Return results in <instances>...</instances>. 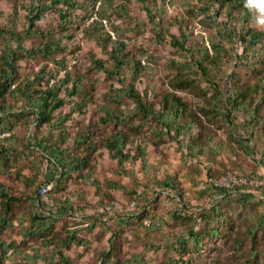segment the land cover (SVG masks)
<instances>
[{
	"label": "trees",
	"instance_id": "obj_1",
	"mask_svg": "<svg viewBox=\"0 0 264 264\" xmlns=\"http://www.w3.org/2000/svg\"><path fill=\"white\" fill-rule=\"evenodd\" d=\"M34 0L28 4V15L22 30H17L16 23L0 26V174L13 177L21 182L19 189L0 180V264L6 259L9 264H66L67 258L62 250L57 249L56 257L47 259L40 250L32 253L21 249L15 242H8L2 234L13 226V205L22 200L31 204L28 213V225L25 234L47 239L48 244L54 242L62 248H70L81 243L76 229H63L62 234H54L58 214H47L43 211L45 204L41 200L39 187L41 178L52 183L47 196L53 200L56 208L67 211L75 220L83 218L88 201L84 190L80 187L90 184L94 187L101 201L100 207H108L101 211L94 208L99 223L107 220L114 211V200L111 190H123L122 186L111 179H104L105 185L97 177L103 152L116 161L118 174L134 176L133 165L139 159L142 167L147 164L148 142L137 137L131 143L128 131L117 128L124 123L129 112L120 107H111L107 103L97 104L98 116L95 119L80 122L72 119V114H82L93 100V94L87 87V79L68 63L66 50L72 39L70 26L74 24V16L81 11L90 18L83 27L82 35L93 41L106 54L107 58L97 57L91 53L88 58L93 67L101 70L106 76L116 78L120 87L113 97L129 99L134 103V110L143 121L140 125L155 123L160 136L167 135L179 140L187 139L191 153L197 154L200 147L206 154L207 144L214 142L210 150L221 152L223 145L215 141L210 131L204 133L201 140L191 141L193 130L197 128L199 117L192 107L176 93L165 94L156 101L147 96V89L141 94L136 86L138 75L149 69L144 62L145 51H130L128 44L106 29L107 23L112 30L118 32L112 22V16H128V8L123 0ZM150 23H156L165 9L151 4L148 0H140ZM163 1L165 4L166 0ZM198 8L199 14L213 23L218 16L219 36L209 37V42L201 40L191 43L192 30L179 27L177 34H171L169 43L183 54L182 60H173L179 80L177 86L186 84V74L200 76L211 89L209 96L203 97L202 106L208 113V120L220 121L227 125L237 142L240 141L242 152H248L245 144L262 141L260 144L261 160L264 161V29L257 28L251 21L255 8L245 7L244 0H190ZM160 10L162 12H160ZM46 11L56 18V25L47 30L36 28ZM179 23L182 21L179 20ZM180 26V25H179ZM38 34V42L26 48L21 44L25 36ZM161 37L164 35L160 34ZM224 38H236L240 50L231 53L225 47ZM22 55L41 56L42 63L36 69L19 74L18 60ZM231 58L232 64L226 71V60ZM74 68V69H73ZM114 99V100H115ZM68 104V111L62 107ZM73 120V121H71ZM111 126L109 132H103L101 126ZM7 132V135L2 133ZM243 139V140H241ZM180 141V140H179ZM209 144V145H210ZM206 145V146H205ZM219 149V150H217ZM219 175L207 174L205 178ZM242 175H259L256 172ZM156 183L159 192L174 193L177 199L183 198L180 186L169 173ZM71 187L64 196L58 197L57 191ZM108 189V190H106ZM244 188L222 189L206 181L203 193H222L224 195L238 192L246 197L255 195ZM136 192V191H134ZM145 195V193H144ZM258 197V196H256ZM73 199L79 202L73 206ZM258 199L264 200L263 197ZM134 202V209L136 202ZM131 202V203H132ZM83 210V211H82ZM119 210L117 220L125 222L126 215L132 211ZM117 212V210H115ZM123 215V217H122ZM202 221L207 215L202 214ZM24 218H19L23 223ZM153 223L151 222L150 225ZM208 232H198L189 226L184 235L176 239L178 247L185 246V235L197 250L204 246V239L220 233L217 224L206 222ZM156 228L152 226L150 229ZM47 245V244H46ZM257 255V249L252 247ZM138 255H132L124 264H136Z\"/></svg>",
	"mask_w": 264,
	"mask_h": 264
},
{
	"label": "rangeland",
	"instance_id": "obj_2",
	"mask_svg": "<svg viewBox=\"0 0 264 264\" xmlns=\"http://www.w3.org/2000/svg\"><path fill=\"white\" fill-rule=\"evenodd\" d=\"M31 1L34 0H0V26L10 25L14 21L17 30H22L28 15L27 5ZM148 1L155 3L157 7L161 6V10L165 9L163 12L160 10L163 15L158 22H149L140 0H123L128 8V16H112L117 33L108 23L106 29L112 31V37L122 38L130 51H145L143 59L150 68L137 77L136 86L139 92L144 94L147 89V96L151 101L159 100L170 93L183 97L188 107H192L200 119L197 128L193 130L192 138L189 139L192 142L202 140L204 133L210 131L215 141H220L225 150L212 152L209 147L214 142H211L210 145L207 144L206 154L200 151V147L196 156L197 154L191 153L192 148L187 144V139L179 138V141L171 136H160L155 123L140 127L143 118L134 110V103L129 99L113 97L120 83L116 78L106 76L91 65L88 58L91 53L102 58L107 56L97 44L83 37L82 27L90 18L77 11L74 24L70 26L72 39L68 41L70 45L66 54L69 65L86 77L93 100L82 114L74 113L71 117L73 120L86 122L98 116L97 104L107 103L116 108L120 103V107L129 112V117L117 128L129 132L131 143L138 136L148 142L147 164L142 167L139 159H136L133 165L134 176H121L118 174L116 161L107 151L103 152L97 177L104 185L106 178L118 182L123 188L111 190L115 205L111 216L107 215V220L102 224L98 222L94 208L101 206V199L90 184L80 187L88 201L87 208L82 212V219L75 220L69 210L62 211L58 208L59 219L53 233L62 234L63 229H76L82 240L80 244L75 243L66 249L56 244L57 242L48 244L47 239L26 235L29 209L34 203L33 201L31 204L28 200L13 205V226L2 234V238L15 242L28 253L40 250L47 259L56 257L57 249L60 248L67 258L66 264H124L132 255H138L136 264H264V200L256 196L246 197L238 192L226 195L212 191L203 193L198 188V183L207 174L219 175L231 169L239 173L263 174L264 161L262 162L260 154L263 140L245 144L248 152H242L240 141L237 142L227 125L220 121L211 123L208 120V113L202 112V102L204 96L211 94V89L200 76L189 73L186 74V84L177 86L180 77L176 76L173 60H182L183 54L169 43L170 35L177 34L179 27L192 30V38L195 40L191 43L196 44L200 39L208 43L210 36H219L218 21L224 20V16H218L217 23H213L199 14L196 4L192 2L187 5L190 0H166L165 4L160 0ZM257 15L255 10L251 23L264 29V25L256 23ZM179 20L182 22L179 23ZM55 25L56 18L49 11L36 22V28L43 30L51 29ZM160 34L164 36L161 37ZM38 38V34L25 36L21 44L26 48L32 47L38 42ZM224 44L228 52L233 54L240 50L236 38H224ZM42 60L38 55H22L18 60L19 74L36 69ZM226 61L227 71L233 60L229 58ZM68 109V104L62 107L63 111ZM111 129L110 125L101 126V130L106 133ZM167 173L180 186L183 194L181 200L174 193L158 191L159 186L156 183ZM0 180L19 189L23 188L21 182L13 177L0 174ZM45 181L46 179L41 178L40 183H48ZM71 187L78 188L75 184L68 185L64 190L57 191L58 197L62 199ZM72 201L73 206L78 207L79 202L76 199ZM132 201L136 202L135 208L127 209ZM119 208L132 211L126 215L125 222L117 220L121 217ZM202 214L207 215L204 222L201 219ZM19 218H24L23 223H19ZM207 220L217 224L221 231L214 237L205 238L202 248H194L188 235L184 238L185 246L178 247L175 244L176 239L184 235L189 226L195 227L200 233L208 232ZM152 226L156 228L150 229ZM252 247L257 249L256 256L252 253ZM38 263L42 264V261L39 260ZM3 264H9V260L6 259Z\"/></svg>",
	"mask_w": 264,
	"mask_h": 264
},
{
	"label": "built area",
	"instance_id": "obj_3",
	"mask_svg": "<svg viewBox=\"0 0 264 264\" xmlns=\"http://www.w3.org/2000/svg\"><path fill=\"white\" fill-rule=\"evenodd\" d=\"M112 32V31H110ZM7 132L2 133L7 135ZM206 181L211 182L215 187L222 189H235L241 188L242 190L246 188L247 192L253 193L255 196L264 198V173L259 175H242L237 171L227 173L225 175L215 177V178H203L198 183L199 189H204L206 186ZM52 183H43L39 187V192L41 195V200L45 204L43 211L47 214H58V209L53 203V200L47 196V191L51 188ZM134 205V202L130 203V206L127 209H131ZM108 207H101V211L107 210ZM122 210V208H120Z\"/></svg>",
	"mask_w": 264,
	"mask_h": 264
},
{
	"label": "clouds",
	"instance_id": "obj_4",
	"mask_svg": "<svg viewBox=\"0 0 264 264\" xmlns=\"http://www.w3.org/2000/svg\"><path fill=\"white\" fill-rule=\"evenodd\" d=\"M244 4L249 9L255 8L257 10L256 23L264 25V0H244Z\"/></svg>",
	"mask_w": 264,
	"mask_h": 264
}]
</instances>
